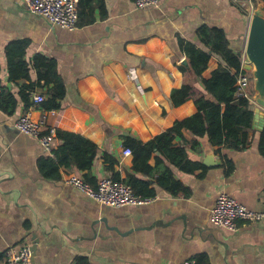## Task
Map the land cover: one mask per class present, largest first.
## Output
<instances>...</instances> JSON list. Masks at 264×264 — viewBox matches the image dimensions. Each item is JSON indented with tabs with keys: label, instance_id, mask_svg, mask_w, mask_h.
Instances as JSON below:
<instances>
[{
	"label": "crops",
	"instance_id": "crops-1",
	"mask_svg": "<svg viewBox=\"0 0 264 264\" xmlns=\"http://www.w3.org/2000/svg\"><path fill=\"white\" fill-rule=\"evenodd\" d=\"M103 1L70 31L32 14L23 0H0V264L9 249L24 244H36L32 264H264V220L240 221L238 230L230 231L211 219L221 194L264 212V155L255 119L247 146L227 149L204 137L199 149L188 150L189 160L200 165L194 173L168 164L187 197L147 177L157 190L155 202L110 207L67 183L77 177L94 187L115 173L121 180L134 174L133 155L124 154L125 136L147 143L198 112L194 99L178 107L170 101L173 90L186 84L201 87L187 46L211 55L203 73L208 79L224 62L202 29L223 30L241 58L250 29L244 0H163L143 9L136 0ZM38 56L55 62L67 87L62 110L45 111L42 102H34L36 95L48 100L55 84L42 78L47 68L36 66ZM10 60L23 62L29 77L15 66L14 78ZM26 113L36 121L44 118L47 131L74 133L97 145L91 171L63 166L60 179L44 177L39 163L55 155L16 129ZM183 135L193 140L190 132ZM59 144L54 140V147ZM105 154L116 160L115 173L107 169Z\"/></svg>",
	"mask_w": 264,
	"mask_h": 264
},
{
	"label": "trees",
	"instance_id": "trees-1",
	"mask_svg": "<svg viewBox=\"0 0 264 264\" xmlns=\"http://www.w3.org/2000/svg\"><path fill=\"white\" fill-rule=\"evenodd\" d=\"M95 1L96 5H93L94 0L79 1V20L87 14V11H94L98 8V3L102 4L100 7L104 6L103 0ZM261 1L264 2V0ZM86 22H89V19ZM202 32L211 41L213 54L218 55L224 64L213 71L211 78H203V73L208 69L211 55L188 45L187 55L190 58L196 81L200 83L201 87L186 84L181 89L173 90L170 97L174 107L194 99L198 112L184 120L176 121L171 128L147 143L135 137L125 136L124 146L132 151L133 172L135 174H128L125 180H121L119 174L115 173L116 160L108 154L104 155L105 161L109 163L107 169L115 173L113 179L116 182H124L130 185L135 193L142 197H153L157 193V190L151 189L150 183L144 179L147 177L154 178L158 187L175 196H189L188 189L180 181L175 180L171 167L183 172L194 173L200 165L189 160L188 150L199 149L200 139L207 137L212 145L224 146L227 149H241L250 143V131L253 130L255 119L254 106L250 104L248 99L236 95L238 76L241 73L242 65L241 53L230 47L223 30L204 27ZM15 66L25 68L27 71L25 76L29 77L23 62L13 63L10 60V68L14 78ZM36 66L39 69L47 68L45 76H42L46 82L55 81L50 90V98L43 101L40 108L45 111L62 110V102L66 97L67 87L56 71L55 62L38 56ZM27 88L30 89L31 86ZM208 96L213 99H209ZM22 98L27 105L32 104L28 95H24ZM5 110L11 112L13 107H8ZM184 131L190 132L193 135V140L187 141L183 135ZM177 139L181 140V145H176ZM54 140L60 143L54 148L55 159L46 158L39 163L44 177L54 180L60 179V168L63 166L68 169L77 168L80 171H91L98 156L99 148L97 145L83 136L60 130L55 132ZM259 150L264 155V129L260 133ZM154 154H157L156 165L152 167L149 162ZM168 164L171 167H167ZM85 180L89 182V175L85 176ZM97 186L92 187L97 188Z\"/></svg>",
	"mask_w": 264,
	"mask_h": 264
},
{
	"label": "built area",
	"instance_id": "built-area-1",
	"mask_svg": "<svg viewBox=\"0 0 264 264\" xmlns=\"http://www.w3.org/2000/svg\"><path fill=\"white\" fill-rule=\"evenodd\" d=\"M32 14L44 17L53 26L74 31L78 28L79 14L78 4L80 0H23ZM257 0H244L241 4L244 11L251 19L255 11ZM163 0H136L138 8L158 7ZM241 73L238 76V89L236 95L248 99L251 105L257 106L254 101L253 84L254 77L249 66L246 53L241 58ZM45 99L41 95L34 97L35 103H41ZM46 120H34L29 113L21 115L15 127L21 133L35 137L39 140L43 150L48 155L54 154L55 130H46ZM125 155L132 154L130 149L124 151ZM67 183L80 189L98 203L110 207L143 206L155 202V197H142L137 195L133 188L124 183L116 182L111 177L99 181L97 188L86 184L77 177H70ZM211 219L215 226L237 231L239 222L255 223L264 220V212L253 211L227 194H221L211 211ZM5 264H32V246L24 244L9 249L5 254ZM182 264H196L195 260H188Z\"/></svg>",
	"mask_w": 264,
	"mask_h": 264
},
{
	"label": "water",
	"instance_id": "water-1",
	"mask_svg": "<svg viewBox=\"0 0 264 264\" xmlns=\"http://www.w3.org/2000/svg\"><path fill=\"white\" fill-rule=\"evenodd\" d=\"M259 5L251 17L245 53L248 59V70L254 77L255 128L264 129V2L257 0ZM36 251V244L32 247V262Z\"/></svg>",
	"mask_w": 264,
	"mask_h": 264
},
{
	"label": "rangeland",
	"instance_id": "rangeland-1",
	"mask_svg": "<svg viewBox=\"0 0 264 264\" xmlns=\"http://www.w3.org/2000/svg\"><path fill=\"white\" fill-rule=\"evenodd\" d=\"M253 93L255 94L254 84H253Z\"/></svg>",
	"mask_w": 264,
	"mask_h": 264
},
{
	"label": "bare ground",
	"instance_id": "bare-ground-1",
	"mask_svg": "<svg viewBox=\"0 0 264 264\" xmlns=\"http://www.w3.org/2000/svg\"><path fill=\"white\" fill-rule=\"evenodd\" d=\"M36 104V103H35ZM39 104V103H38ZM41 105V104H40ZM156 123V122H155ZM158 126V125H157ZM50 129V128H49ZM47 130V129H46ZM56 145V144H55ZM134 190V189H133ZM135 192V191H134ZM138 195V194H137ZM91 198V197H90ZM13 248V247H12Z\"/></svg>",
	"mask_w": 264,
	"mask_h": 264
}]
</instances>
